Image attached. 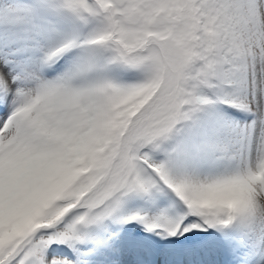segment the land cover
I'll list each match as a JSON object with an SVG mask.
<instances>
[{
	"label": "snow or ice",
	"instance_id": "6c2138e0",
	"mask_svg": "<svg viewBox=\"0 0 264 264\" xmlns=\"http://www.w3.org/2000/svg\"><path fill=\"white\" fill-rule=\"evenodd\" d=\"M0 264H264V0H0Z\"/></svg>",
	"mask_w": 264,
	"mask_h": 264
}]
</instances>
